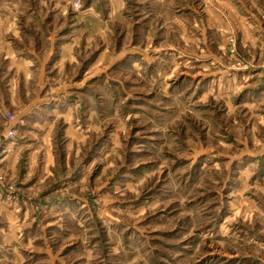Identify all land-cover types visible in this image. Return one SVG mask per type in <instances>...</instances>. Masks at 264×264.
Masks as SVG:
<instances>
[{"label": "rangeland", "instance_id": "rangeland-1", "mask_svg": "<svg viewBox=\"0 0 264 264\" xmlns=\"http://www.w3.org/2000/svg\"><path fill=\"white\" fill-rule=\"evenodd\" d=\"M0 264H264V0H0Z\"/></svg>", "mask_w": 264, "mask_h": 264}]
</instances>
